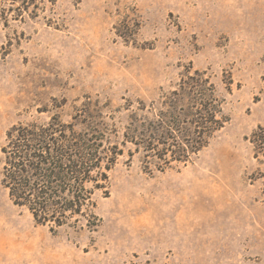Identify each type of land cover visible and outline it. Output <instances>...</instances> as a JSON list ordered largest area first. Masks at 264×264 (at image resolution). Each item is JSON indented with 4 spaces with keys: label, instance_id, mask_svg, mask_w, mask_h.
<instances>
[{
    "label": "rangeland",
    "instance_id": "1",
    "mask_svg": "<svg viewBox=\"0 0 264 264\" xmlns=\"http://www.w3.org/2000/svg\"><path fill=\"white\" fill-rule=\"evenodd\" d=\"M22 3L0 0V264H264V0ZM200 85L223 127L196 154L150 141ZM54 117L119 154L55 231L14 206L1 152Z\"/></svg>",
    "mask_w": 264,
    "mask_h": 264
},
{
    "label": "trees",
    "instance_id": "2",
    "mask_svg": "<svg viewBox=\"0 0 264 264\" xmlns=\"http://www.w3.org/2000/svg\"><path fill=\"white\" fill-rule=\"evenodd\" d=\"M24 3L34 4L33 0H23ZM199 87L201 95L192 101L194 105L185 117L180 119L172 114L162 127L164 133L160 138V129L153 125L150 141L160 142L164 138L167 147L185 145L188 150L181 149L182 152L191 154L206 146L211 133L222 128L223 122L217 119L218 102L207 99L213 89ZM198 106L200 109H195ZM174 132L179 136L171 139ZM103 150L97 141L77 135L72 125L63 124L57 117L47 125L19 126L7 134V144L1 149L2 185L14 206L26 209L38 225L51 226L55 231L81 216L91 201L88 186L94 183L98 188L101 170L109 171L114 165L119 154L112 153L107 159ZM102 174V181H106Z\"/></svg>",
    "mask_w": 264,
    "mask_h": 264
},
{
    "label": "bare ground",
    "instance_id": "3",
    "mask_svg": "<svg viewBox=\"0 0 264 264\" xmlns=\"http://www.w3.org/2000/svg\"><path fill=\"white\" fill-rule=\"evenodd\" d=\"M174 215V213H171V216H173ZM8 226H10L9 228L8 227H3V228H5L7 231H10V233L12 234V233H15L16 235H19V234H22V233H24L25 232V230L26 229H22V228H17L16 227V224L14 223V222H11ZM24 232H23V231ZM26 238L27 239H29L30 238V235H29V233H26Z\"/></svg>",
    "mask_w": 264,
    "mask_h": 264
}]
</instances>
